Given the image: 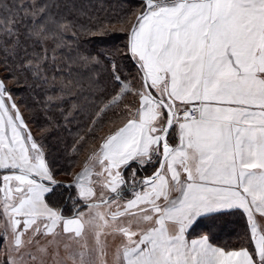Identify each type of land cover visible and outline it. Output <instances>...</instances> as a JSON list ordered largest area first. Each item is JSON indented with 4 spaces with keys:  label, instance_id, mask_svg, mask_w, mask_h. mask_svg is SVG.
I'll return each mask as SVG.
<instances>
[{
    "label": "snow or ice",
    "instance_id": "1",
    "mask_svg": "<svg viewBox=\"0 0 264 264\" xmlns=\"http://www.w3.org/2000/svg\"><path fill=\"white\" fill-rule=\"evenodd\" d=\"M0 14L6 77L29 72L53 87L59 79L63 91L80 83L73 73L99 64L67 41L77 29L67 3L0 0ZM125 47L135 76L131 82L122 76L115 58L125 54L117 50L110 75L119 91L97 116L129 94L136 107L125 106L122 126L65 185L75 190L68 217L46 199L61 186L46 133L33 135L0 79L4 264H47L61 245L68 254L58 264H109L101 235L120 238L111 264H264V0H141ZM148 166L156 170L140 182L145 190L117 203L125 173L132 169L134 185L137 171ZM230 209L246 213L251 251H225L208 235L188 239L202 217ZM86 229L94 247L85 241L71 250L62 239L79 243Z\"/></svg>",
    "mask_w": 264,
    "mask_h": 264
},
{
    "label": "trees",
    "instance_id": "2",
    "mask_svg": "<svg viewBox=\"0 0 264 264\" xmlns=\"http://www.w3.org/2000/svg\"><path fill=\"white\" fill-rule=\"evenodd\" d=\"M56 2L67 3L77 22V29L70 30L66 36L67 41L76 45L81 53L98 58L99 64L79 74L73 73L80 83L68 86L63 91L60 90L59 79L56 87H53L51 83L39 85L29 72L17 71L8 77L12 79L13 89L19 99L21 98L22 104L32 111L33 117L30 119L33 124L40 131H45L46 138L43 143L48 150V157L54 156L60 169L58 172L62 173L63 169L78 164L80 156H84L89 147L103 134L122 126L127 118L123 111L125 106H132L136 100L131 94L125 95L122 102L106 109V114L97 116L98 110L104 108L119 91V85L110 75L113 54L117 50L125 54L115 58V62L120 65L122 76L127 77L129 82L135 76L136 69L125 46L129 40L130 28L139 14L141 0H56ZM62 11L65 15L68 14L67 10ZM79 25H84L89 30H80ZM72 31L76 33L75 38L71 35ZM0 66L6 72L3 65ZM89 77L98 82L90 83ZM138 83L137 81L134 87ZM132 168H136L135 163L132 164ZM154 170L152 166L140 169L136 178L148 176ZM129 171L125 173L128 184L120 189L122 200L130 199L135 193L132 190L136 183L133 185L129 179ZM65 185L61 183V186L56 187L46 199L53 207L62 208L64 215L68 217L74 213L73 201L69 200V196H74L75 190ZM197 235H208L211 243L225 250L245 247L251 251L254 248L253 242L249 243L250 228L241 209L225 210L202 217L191 229L189 236ZM2 239L0 237V245ZM4 262L0 260V264Z\"/></svg>",
    "mask_w": 264,
    "mask_h": 264
},
{
    "label": "rangeland",
    "instance_id": "3",
    "mask_svg": "<svg viewBox=\"0 0 264 264\" xmlns=\"http://www.w3.org/2000/svg\"><path fill=\"white\" fill-rule=\"evenodd\" d=\"M0 79H4L5 83L7 84L9 89L11 90L13 101L17 104V107L19 108L21 114L23 115V117H24V119H25V121H26V123L28 125V128L31 130V132L33 133L34 136L39 137L40 134H41V131L36 128V126L33 124L32 120L30 119L31 116L33 117L32 111L28 107H26V106H24L22 104L21 98L19 99V96L17 95V92L13 89L14 87H13L12 79H10L8 76L6 77V72L3 71L2 66H0ZM136 87H139V83H138V85ZM136 87L133 88V91H135ZM134 98L136 99L135 96H134ZM53 100L55 101L56 99H53ZM132 107L133 108L136 107V103L135 102L132 105ZM117 128H115V129H117ZM114 130L107 131V133L103 134L98 139V141H96V143L94 145H91L89 147V149H88L89 153L87 154V152H88V150H87V152H86V154L84 156H80V161H79L78 164H76L74 166L73 165L69 166V168L63 169L64 171H62V173L61 172L59 173L58 171L60 169L57 167V163H56L54 165V167L56 169H59V170L55 173V179L57 181L63 183V184L71 183L73 181L74 175L77 172H81L84 169V166H85L86 163L91 165L92 162L89 161L88 158L93 154V151L95 149H98L99 145L102 143V139L104 137H106L107 135L111 134L112 131H114ZM48 158H50V160H55L54 156H49ZM91 170L93 172L100 171L98 166L92 168ZM129 173H131V170L129 171ZM4 174H6V173H4L3 171H0V177H2V175H4ZM92 178H93V180H96L95 176H93ZM139 179H141V178H136V182L138 181L139 182L138 184H142V183H140L141 180H139ZM96 191L99 194V192L101 191L100 187L97 186L96 187ZM106 194H107V191H106ZM133 194H135V193H133ZM121 200L122 199L119 198L117 203L122 205L124 203H122ZM113 210H115V205H113ZM81 211H85L86 212L87 209L86 208H82ZM5 226H6V220H5V218L2 215H0V229H1V232L4 231ZM105 231H107V230H105ZM25 239H27V236H25ZM62 239L71 244V250H78L80 245L84 244L85 241L87 242L88 246L94 247V242H95V237H94V234H93L91 229H86V231L84 233V236L80 239L79 243H76L74 241H69L66 236L63 237ZM100 239H101L102 242H106L107 245H108V252H109L108 260H109V264H111V260H112V255L111 254H112V252H114L116 247L119 245L120 238L117 237V238L113 239L112 236L105 237L104 235H101ZM7 245H8V241L3 238L2 242H1V245H0V260L1 261H5L6 256L9 255V249H8ZM67 254L68 253L63 250V245H61L60 255L58 257H54V258L53 257H49L48 260H47V264H58V261L61 258L66 257ZM68 264H71V261H69Z\"/></svg>",
    "mask_w": 264,
    "mask_h": 264
},
{
    "label": "crops",
    "instance_id": "4",
    "mask_svg": "<svg viewBox=\"0 0 264 264\" xmlns=\"http://www.w3.org/2000/svg\"><path fill=\"white\" fill-rule=\"evenodd\" d=\"M139 180H141L142 181V179H139ZM139 182L137 181L136 182V185H135V187H134V189L132 190L133 192H142V191H144L145 190V186L143 185V184H138ZM134 197V196H133ZM133 197H131L130 199H132ZM127 200H129V199H126V200H121V202L122 203H125ZM242 210V209H241ZM225 211V210H224ZM243 211V210H242ZM245 215H246V213H245ZM199 236H201V235H197V236H192V237H190V236H188V239L189 240H191V239H193V238H199ZM210 242V241H209ZM211 243V242H210ZM213 246H216V245H214L213 243H211ZM253 245H254V242H253ZM216 247H218V246H216ZM225 250V249H224ZM234 250H238V249H234ZM225 251H232V250H225Z\"/></svg>",
    "mask_w": 264,
    "mask_h": 264
},
{
    "label": "water",
    "instance_id": "5",
    "mask_svg": "<svg viewBox=\"0 0 264 264\" xmlns=\"http://www.w3.org/2000/svg\"><path fill=\"white\" fill-rule=\"evenodd\" d=\"M137 15H139V14H137ZM135 21H136V18H135ZM134 24H135V23H134ZM134 24H133V25H134ZM131 27H132V26H131ZM130 30H131V28H130ZM129 37H130V35H129ZM155 170H156V169H155ZM155 170H154V171H155ZM154 171H153L149 176H147V177H145V178H142V180L151 177V176L153 175ZM65 184L67 185V183H65Z\"/></svg>",
    "mask_w": 264,
    "mask_h": 264
}]
</instances>
